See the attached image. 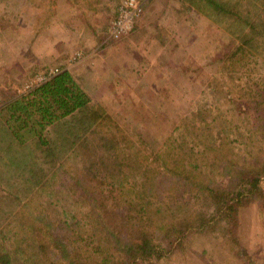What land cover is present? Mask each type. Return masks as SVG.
I'll return each instance as SVG.
<instances>
[{
  "label": "trees",
  "instance_id": "16d2710c",
  "mask_svg": "<svg viewBox=\"0 0 264 264\" xmlns=\"http://www.w3.org/2000/svg\"><path fill=\"white\" fill-rule=\"evenodd\" d=\"M181 1L234 42L219 60L227 65L221 89L204 91L197 107L223 94L259 133L193 136L199 123L191 120L181 140L167 138L157 151L148 142V156L67 71L0 101V264H155L189 234L222 225L240 244L239 211L258 199L264 205V78L249 66L264 61V0ZM156 162L170 179L159 181ZM204 201L209 212L200 210ZM39 222L55 236L33 235Z\"/></svg>",
  "mask_w": 264,
  "mask_h": 264
},
{
  "label": "rangeland",
  "instance_id": "374dc122",
  "mask_svg": "<svg viewBox=\"0 0 264 264\" xmlns=\"http://www.w3.org/2000/svg\"><path fill=\"white\" fill-rule=\"evenodd\" d=\"M123 1L0 0V101L26 93L35 76L58 68L69 72L148 156V142L157 151L167 138L181 140L191 120L199 123L193 136L200 130L214 137L231 129L245 136L259 133L251 117L239 114V104L222 101L223 94H208L204 102H211V108L197 107L204 91L222 84L221 66L227 65L219 60L234 43L223 26L181 0H136L142 11L131 32L112 40L109 30ZM76 52L83 59L68 64ZM249 64L254 79L264 78V61ZM234 150L245 153L244 147ZM161 163L156 162L160 182L170 179ZM200 207L211 210L209 202ZM238 220L239 245L232 246L222 225L210 234H189L155 264H264L262 200L241 209ZM39 231L43 240L56 234L44 222L33 235Z\"/></svg>",
  "mask_w": 264,
  "mask_h": 264
},
{
  "label": "built area",
  "instance_id": "2783aa9c",
  "mask_svg": "<svg viewBox=\"0 0 264 264\" xmlns=\"http://www.w3.org/2000/svg\"><path fill=\"white\" fill-rule=\"evenodd\" d=\"M142 7L136 0H124L119 6L118 14L109 30V38L112 40H119L131 32L134 22L140 16ZM83 59V54L76 52L68 61V64L73 65L79 63ZM62 71L58 68L48 69L43 74L35 76L34 80L28 85V88L45 83L53 77L60 74Z\"/></svg>",
  "mask_w": 264,
  "mask_h": 264
},
{
  "label": "crops",
  "instance_id": "0c3cea01",
  "mask_svg": "<svg viewBox=\"0 0 264 264\" xmlns=\"http://www.w3.org/2000/svg\"><path fill=\"white\" fill-rule=\"evenodd\" d=\"M55 55V54H54ZM47 68V67H46Z\"/></svg>",
  "mask_w": 264,
  "mask_h": 264
}]
</instances>
